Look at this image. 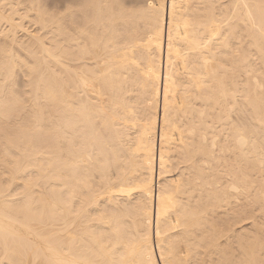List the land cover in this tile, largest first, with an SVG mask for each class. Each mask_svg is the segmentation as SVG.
Wrapping results in <instances>:
<instances>
[{
    "label": "bare ground",
    "instance_id": "1",
    "mask_svg": "<svg viewBox=\"0 0 264 264\" xmlns=\"http://www.w3.org/2000/svg\"><path fill=\"white\" fill-rule=\"evenodd\" d=\"M0 264H264V0H0Z\"/></svg>",
    "mask_w": 264,
    "mask_h": 264
},
{
    "label": "rangeland",
    "instance_id": "2",
    "mask_svg": "<svg viewBox=\"0 0 264 264\" xmlns=\"http://www.w3.org/2000/svg\"><path fill=\"white\" fill-rule=\"evenodd\" d=\"M56 0H45V4L46 6L48 7H51L53 6V4H55Z\"/></svg>",
    "mask_w": 264,
    "mask_h": 264
}]
</instances>
